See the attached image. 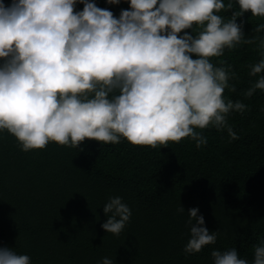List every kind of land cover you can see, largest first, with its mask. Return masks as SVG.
Here are the masks:
<instances>
[{"label":"clouds","instance_id":"obj_1","mask_svg":"<svg viewBox=\"0 0 264 264\" xmlns=\"http://www.w3.org/2000/svg\"><path fill=\"white\" fill-rule=\"evenodd\" d=\"M124 2L129 7L117 17L96 0H0V131L23 150L49 142L76 148L85 140L116 144L121 137L153 149L190 137L200 147L208 140L196 129L209 125L239 138L227 117L246 105L226 101L225 89L235 86L229 85V71L210 58L240 43L259 40L264 48V36H245L243 22L237 23L245 12L264 17V0ZM234 4L239 10L231 19L217 14ZM194 26L200 28L195 34ZM262 31L259 24L255 32ZM261 56L250 66L249 75L258 78L246 96L264 90ZM102 211L106 233L120 234L131 217L119 196ZM198 213V207L187 211L189 254L217 240L218 232ZM211 256L212 264H250L235 247ZM0 264H31V258L4 246ZM99 264H115V258L106 256ZM251 264H264V240L254 246Z\"/></svg>","mask_w":264,"mask_h":264},{"label":"trees","instance_id":"obj_2","mask_svg":"<svg viewBox=\"0 0 264 264\" xmlns=\"http://www.w3.org/2000/svg\"><path fill=\"white\" fill-rule=\"evenodd\" d=\"M96 3L117 17L129 7L124 0ZM238 10L234 4L217 14L227 21ZM241 22L245 36H264L255 32L264 17L245 12L237 18ZM199 31L194 26V34ZM262 52L257 40L210 58L229 71V85L235 86L225 89L226 101L246 105L227 117L236 140L227 129L209 125L196 129L208 140L200 147L190 137L155 149L121 137L116 144L85 140L76 148L49 142L25 151L0 131V247L27 254L31 264H99L106 256L115 264H212L213 250L235 247L251 264L254 246L264 240V90L245 93L258 78L249 75L250 66ZM116 196L131 217L120 234L106 233L102 208ZM194 207L218 235L214 244L189 254L187 211Z\"/></svg>","mask_w":264,"mask_h":264}]
</instances>
